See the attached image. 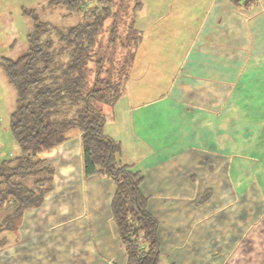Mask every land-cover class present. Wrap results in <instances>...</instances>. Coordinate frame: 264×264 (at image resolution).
Returning <instances> with one entry per match:
<instances>
[{"label": "crops", "instance_id": "0c3cea01", "mask_svg": "<svg viewBox=\"0 0 264 264\" xmlns=\"http://www.w3.org/2000/svg\"><path fill=\"white\" fill-rule=\"evenodd\" d=\"M152 5L142 1L135 16L141 39L128 79L152 70L166 89L139 103L126 89L104 132L142 175L161 264H264V0ZM37 156L56 185L16 228L0 230V264H124L114 184L84 174L80 132Z\"/></svg>", "mask_w": 264, "mask_h": 264}, {"label": "trees", "instance_id": "16d2710c", "mask_svg": "<svg viewBox=\"0 0 264 264\" xmlns=\"http://www.w3.org/2000/svg\"><path fill=\"white\" fill-rule=\"evenodd\" d=\"M48 5L68 9L63 16L76 12L80 17L73 24L57 25L24 8L32 21L26 48L15 58L0 55L2 70L15 91L9 125L20 150L0 162V208L9 198L16 202L2 218L0 230L16 228L23 209L40 205L52 187L54 170L37 154L77 130L84 174L114 184L109 207L124 264H160L158 221L140 190L142 175L121 162L119 142L104 132L106 110L121 93L141 39L134 21L142 1L48 0ZM24 176L35 177L32 188L13 181ZM6 221L10 223L4 226Z\"/></svg>", "mask_w": 264, "mask_h": 264}, {"label": "rangeland", "instance_id": "374dc122", "mask_svg": "<svg viewBox=\"0 0 264 264\" xmlns=\"http://www.w3.org/2000/svg\"><path fill=\"white\" fill-rule=\"evenodd\" d=\"M145 5H147L148 11L154 0H142ZM96 2V0H95ZM96 5V4H94ZM86 7H92V5H87ZM166 7V6H163ZM34 9L41 20L49 21L57 25H70L75 23L80 14L72 12L70 15L63 16L68 12V9L57 7L52 8L48 5V0H0V55L15 58L21 51H23L27 46L26 34L32 27V21L29 16H27L23 9ZM67 10V11H66ZM139 12V9L135 11V15ZM157 12L156 14H158ZM151 18V17H150ZM167 42V40H164ZM163 51L166 52V44L160 46ZM162 55V54H161ZM141 71V70H140ZM130 73V72H129ZM158 74H155L152 70L149 74L146 73L140 78L132 83V79L126 80V85L123 84L121 93L117 100L120 98L122 93L126 89L131 90L134 93L136 102L148 101L149 98L157 97L162 94V90L166 89L162 81L156 78ZM133 97V95H131ZM116 100V101H117ZM15 105V91L14 88L8 83L7 78L0 65V162L13 158L20 153L19 147L14 139V136L10 130L9 118ZM13 164V163H10ZM18 182H22L24 186L32 188V182L35 177L24 176L15 177ZM13 178V180L15 179ZM51 190L54 189V184L56 185V179L52 173L51 177ZM57 192H52L49 196L55 195ZM44 196V195H43ZM49 198V197H48ZM47 206H51L53 201L49 199L46 201ZM16 204L13 198H9L8 201L2 206L3 210L0 212V218L6 213V211L12 209ZM2 209V208H1ZM67 214H64L66 216ZM58 216L57 219H60ZM10 222L6 221V224ZM158 262L161 264V257L159 255Z\"/></svg>", "mask_w": 264, "mask_h": 264}]
</instances>
